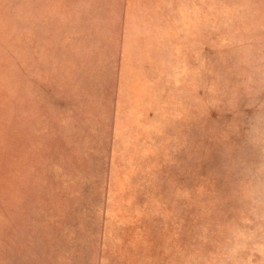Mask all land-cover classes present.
<instances>
[{
  "label": "rangeland",
  "instance_id": "rangeland-1",
  "mask_svg": "<svg viewBox=\"0 0 264 264\" xmlns=\"http://www.w3.org/2000/svg\"><path fill=\"white\" fill-rule=\"evenodd\" d=\"M0 264H264V0H0Z\"/></svg>",
  "mask_w": 264,
  "mask_h": 264
}]
</instances>
